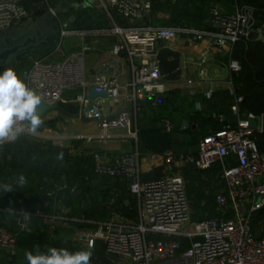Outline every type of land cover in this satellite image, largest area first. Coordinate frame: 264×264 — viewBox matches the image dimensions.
I'll use <instances>...</instances> for the list:
<instances>
[{"label": "built area", "instance_id": "1", "mask_svg": "<svg viewBox=\"0 0 264 264\" xmlns=\"http://www.w3.org/2000/svg\"><path fill=\"white\" fill-rule=\"evenodd\" d=\"M96 1L99 9L109 18L110 25L70 27L53 12L52 17L58 26L57 47L66 35L85 40L88 36L108 31L114 34L117 38L110 43L109 50L115 55L123 53L130 69L126 93L128 105L118 113H106L94 99L88 97L86 90L67 94L69 90L86 85L81 62L83 52L90 48L86 41L77 51L61 59L53 58L48 53L36 56L22 70V77L29 87L37 89L46 103H73L78 114L95 119L100 130L119 126L128 128L129 135L136 142L132 151L118 155L113 162L103 161L98 151L90 152L93 171L97 175L118 178L123 186H112L104 201L106 212L102 216L98 213L77 214L57 197L65 191L73 192L79 188V184H93L95 178L85 174L68 184L66 174L61 172L60 181H53L52 187L43 188L47 196L41 201V210L38 205L28 208L20 196H15L12 205L0 204V215L13 218L17 226L14 230L9 229L6 217L0 216V249L13 250L17 231L25 229L28 220L38 219L52 226L69 227L72 231L66 240L73 243L85 247L92 243L93 248L97 243L102 244L105 258L115 264H264V224L259 234L252 227L253 212L264 205V153L251 136L254 130H260V126L250 128L247 118L225 123L200 136L194 153H177L171 148L143 152L137 145L136 126L142 102L154 103L166 89L157 60L150 53L152 46L164 38L182 36L186 40L196 41L208 37L214 44L228 46L230 54L237 40L247 37L252 30L260 32L262 29L256 28L253 8L242 4L226 10L211 3L210 28H201L187 22L177 25L151 24L148 22L152 10L150 0ZM41 4L52 9L50 0H41ZM28 16L24 0H0V32L19 31L21 22L27 20ZM115 16L126 18L129 23L122 25ZM229 67L233 71L240 68L234 59ZM202 73L203 69H200L199 74ZM93 85L97 89L106 88L107 96L116 97L119 93L118 85L113 80H101ZM240 99V96H236V101ZM161 125L169 131L173 122L163 117ZM107 135L97 134L99 138ZM20 137L39 143L52 141L39 131L35 135L26 132ZM90 138L74 136L78 141ZM5 145L0 146V160ZM68 152L76 153L71 149ZM5 155L9 158L10 152L7 151ZM143 156L160 160L165 166L164 173L156 177H143ZM186 164L199 169L216 165L218 180L223 184L213 194L214 213L196 220L191 219L190 200L180 170ZM261 174L262 183H258ZM47 180L51 182V179ZM10 193H14V190ZM123 193L132 197V203L128 200V208H133V215L123 214L116 205ZM257 194L261 196L256 200ZM48 205L54 206V209L45 210ZM187 224L188 227H185ZM95 259L92 256L91 264H95Z\"/></svg>", "mask_w": 264, "mask_h": 264}, {"label": "crops", "instance_id": "2", "mask_svg": "<svg viewBox=\"0 0 264 264\" xmlns=\"http://www.w3.org/2000/svg\"><path fill=\"white\" fill-rule=\"evenodd\" d=\"M68 2H76L77 4L88 2V4L79 7L72 6L66 11L57 12V15L67 26L75 27L73 22L80 24L79 27L75 28L90 26L107 27L110 25L109 18L99 9L96 0H50V4L56 7H64ZM150 2L152 10L148 17V22L153 25H175L183 20H187L194 24L203 23L208 25L206 20L209 18V7L211 3H216L222 9L226 10H231L238 5L235 0H150ZM25 5L29 11V16L27 20L21 22L19 31H22L24 26L28 27L34 25L47 10V7L41 4V0H25ZM89 9L93 10V13L90 12L91 19L84 15L85 10ZM115 18L116 21L122 25L129 23V20L126 18L120 16H115ZM53 23L55 25V30L49 35L48 41L45 44L46 53L50 54L53 58L60 59L72 54L83 45L84 41L90 46L88 50L83 52L81 60L86 85L84 87H78L75 90H69L67 94L72 95L86 90L89 85H93L97 81L113 80L118 85V95L116 97L96 96L94 102L106 113L115 112L119 108L126 107L128 105V101L126 100L127 82L130 77L128 60L123 53L115 55L109 50L110 43L117 37L109 31L88 36L85 40L79 39L74 35H66L62 38L60 45L57 47L58 26L55 19H53ZM261 31L262 29L260 32ZM260 32H257L256 38L264 39V32H262V36H260ZM157 45H168L181 51V64L183 69L181 78L174 82L164 79L166 82L165 90L178 87L183 94H186L193 102L188 106V109H190L189 113L191 109L196 108L198 110H206L212 113V115L221 117V119L229 122H236L238 119L247 118L249 113L246 114L239 109L234 94L232 75L235 71L231 70L229 67V63L233 58L229 54L228 46L214 44L208 37L196 41H189L182 36L164 38L160 40ZM200 69H203L201 75L199 74ZM165 95V92H162L158 97L162 98ZM105 99L108 100V103L104 109L102 102ZM194 99L199 101L194 102ZM57 105L60 106L62 110L59 108L47 110L42 116L44 123L39 129V132L49 137L55 145L66 147L68 150L71 149L73 152H76L74 155L90 154L91 151H98L101 154L102 160L106 162H113L118 155L130 152L135 148L136 142L129 135L127 127H110L105 130H100L96 120L79 115L77 107L73 103L63 102ZM156 107V101L154 104L145 102L141 110L142 113H139V126H137L136 123L137 129L142 127H161L165 130L161 125L162 118H158L155 114ZM259 116L256 117L258 118ZM183 118L188 121V126H179L175 128L173 123L172 129L169 130L172 143L175 142L173 143L175 147L172 148L177 153H194L197 150V141L192 140V134L197 130L198 123L194 120L189 121V118L186 117H182L180 122ZM99 133L108 135L99 138L97 136ZM75 135L91 136V138L78 141L74 139ZM156 166H161L162 173H164L165 166L160 160H150L146 156L142 157L141 167L143 173L151 172ZM204 178L208 179L207 176ZM95 180L93 185L97 184L100 178H95ZM119 184H123V182L119 180ZM213 184L216 185V189L223 185L219 180H215ZM13 189L15 191L14 185ZM66 192L72 193L65 191L61 196L58 195L57 199L61 203L68 205L65 202ZM79 195H77L76 198ZM122 196L123 200L126 199L125 203L129 205L128 200L129 202L132 200L131 195L123 193ZM14 198L15 194L9 192L5 199H1V202L4 205H12L14 203ZM61 199L64 200V202L61 201ZM53 203L55 204V202ZM50 206V210H53L54 206ZM0 216L6 217V225L8 228L16 229V222L13 218L3 215ZM55 226L61 225L57 224L52 226L46 221L30 219L25 229L28 231L36 229L46 230L48 233H52L56 228ZM68 228L66 227V229L61 232L66 238L72 231ZM253 231L259 234L261 232V227L258 230H255L253 227ZM74 244L83 249L86 248L83 245ZM99 245L100 243H97L95 248L99 249ZM95 248L92 249L93 256L96 257L97 262H100V258H98L100 256L96 255L97 252H95ZM24 253L25 251H16L15 248L10 251L0 249V264H27ZM101 256L103 258L105 255L102 253ZM110 262L115 264V262Z\"/></svg>", "mask_w": 264, "mask_h": 264}, {"label": "trees", "instance_id": "3", "mask_svg": "<svg viewBox=\"0 0 264 264\" xmlns=\"http://www.w3.org/2000/svg\"><path fill=\"white\" fill-rule=\"evenodd\" d=\"M235 1L238 5L247 4L251 6L256 19V28L263 27L264 0ZM183 22L191 23L187 20H183L178 24ZM73 25L79 27L80 24L73 22ZM194 25L201 28H210L209 25L203 23H195ZM230 56L235 59L240 66L239 70L235 71L232 75L235 97H241V99L237 101L239 109L246 114L252 113L255 116L261 115L264 113V39L243 37L233 44ZM164 92L166 95L162 98L158 97L156 101L157 107L155 114L158 118L169 117L173 121L175 128L180 126V119L182 117L189 118V121H196L198 123V128L192 134L193 141L196 140L194 139L196 135L201 134L200 136H202L209 130L220 128L225 123L229 122L212 115V113L206 110L193 108L189 113L190 109H188V106L193 102L186 94H183L178 87L169 88ZM146 103L154 104L150 102ZM144 104L145 102H142L137 118ZM137 136L138 147L141 151H162L166 148L173 149L172 147H174L170 132L163 130L161 127L138 128ZM251 136L257 142L259 149L264 153V130H254ZM7 151L10 152L9 158L5 155ZM61 153H63V157L58 158ZM182 169L185 171L184 174L186 176L193 170L202 183L207 181L213 185L207 192H205L204 189L194 192V206L193 213L191 214L193 219H199L205 216L203 212L206 208L211 210L212 213L210 214H213V191L216 189V185L213 184V182L215 180L218 181L216 165L206 169H199L186 164ZM61 172L66 174L68 184L73 183L79 177L82 178L85 174L94 178H100V181L95 185L79 184V188H81L82 191L76 199H73L71 194L66 192L65 202L71 207L72 212L77 214L84 212L87 215H93L98 213L102 216L106 212L104 201L106 196L110 193L112 186H123V184H119L118 178L107 175H97L93 171V158L91 154H71L68 152V148L55 145L50 140L39 143L26 137H19L15 142L7 143L4 146L3 158L0 160V184L12 183L15 186V196L22 197L28 208H35L39 202L45 199L47 194H44L43 188L52 187L53 181H60ZM21 173L27 177V183L23 186L18 185L16 182ZM161 174L162 167L156 166L151 172L143 173V177L150 178L160 176ZM205 176H207L209 180L205 179ZM47 178L51 179V182L48 183ZM8 194L9 192L5 193L3 190H0V204H2L1 199H5ZM203 199L206 200L205 203L208 205L200 204V201ZM130 203H132V200H130ZM116 205L119 210H122L127 215L134 214L133 208H128L122 196L117 199ZM50 207L51 206L48 205L45 206L44 209L50 211ZM262 213H264V205L253 212L252 224L254 219ZM55 227L52 233L39 229L33 231L22 229L17 231L15 250L24 252L26 250H33L34 246H39L41 251H45L47 247H67L71 251L83 249L71 242V240H66V237L61 234L62 230L66 229L65 226ZM95 252L101 256L103 253V246L101 249L95 248ZM104 257L100 262H97L95 259V264H112L109 258L107 259Z\"/></svg>", "mask_w": 264, "mask_h": 264}, {"label": "clouds", "instance_id": "4", "mask_svg": "<svg viewBox=\"0 0 264 264\" xmlns=\"http://www.w3.org/2000/svg\"><path fill=\"white\" fill-rule=\"evenodd\" d=\"M42 96L37 89L29 87L25 78L14 67H4L0 71V146L15 142L26 132L38 134L44 121L41 117ZM63 153L58 158H62ZM17 184L23 186L27 177L21 173ZM0 190L12 192V183L0 184ZM93 245L71 251L67 247H47L41 251L39 246L26 250L27 264H91Z\"/></svg>", "mask_w": 264, "mask_h": 264}, {"label": "water", "instance_id": "5", "mask_svg": "<svg viewBox=\"0 0 264 264\" xmlns=\"http://www.w3.org/2000/svg\"><path fill=\"white\" fill-rule=\"evenodd\" d=\"M88 2L83 4H77L76 2H68L64 7L52 6V9H47L43 15L35 22L34 25L24 26L22 31H1L0 32V71L4 67L12 65L18 62L21 58L28 56L31 53H46L45 44L48 41L49 35L55 30V25L53 23L52 14L59 11H66L70 7L85 6ZM210 26L209 18L206 20ZM257 36V31L252 30L248 33L247 37L255 38ZM150 53L154 55L157 60L159 73L162 77L170 82L178 81L182 74V55L181 51L170 47L168 45H154L150 50ZM88 97L94 99L96 96L106 97L108 95L106 88L97 89L94 85H89L86 89ZM41 105V117L44 113L52 108H59L57 104L46 103L42 99ZM123 108L117 109L116 113L121 111ZM260 117V119H259ZM258 118L249 113L247 116V123L250 128L256 129L260 126V130H264V113H262ZM180 126H188V121L183 118L181 120ZM263 175L258 176V183H262ZM96 180H93V183ZM81 188H77L71 193L72 198H76L77 195L81 193ZM216 194V191L213 192ZM260 194L256 195V200L260 198ZM38 208L41 210L43 208V203L39 202Z\"/></svg>", "mask_w": 264, "mask_h": 264}, {"label": "rangeland", "instance_id": "6", "mask_svg": "<svg viewBox=\"0 0 264 264\" xmlns=\"http://www.w3.org/2000/svg\"><path fill=\"white\" fill-rule=\"evenodd\" d=\"M92 11H93L92 9L85 10V12H84L85 17L91 19V14H90V12H92ZM92 13H93V12H92ZM62 18H63V17H62ZM63 19H64V18H63ZM64 20H65V19H64ZM190 24H191V23H190ZM192 25H194V24H192ZM194 26H195V27H199V26H197V25H194ZM262 32H264V25H263V27H262V31L260 32V36H262ZM41 54H43V53H38V52L31 53V54H29L28 56L21 58L18 62L14 63V64H12V65H9V66L14 67V68L17 70V72L20 73L21 76H22V70H23L25 67H27V66L31 63V61H32L33 58H35L36 56L41 55ZM60 59H61V58H60ZM7 67H8V66H7ZM193 101L195 102V101H199V100H195V99H194ZM107 103H108V100H107V99L103 100L102 105H103L104 109L106 108ZM141 113H142V112H140V114H141ZM140 114L138 115V118H137V121H136L137 126H139V123H140V120H139V118H140ZM175 116H178V115H175ZM219 118H221V117H219ZM259 119H260V117H259ZM232 122H233V121H232ZM200 135H201V134H200ZM200 135H196V136L194 137V139H196L195 141H198ZM173 143H175V142H173ZM173 145H174V144H173ZM174 147H175V146H174ZM180 169H181V168H180ZM191 171H192V172L188 173V175L186 176V175L184 174L185 171H182V169H181V172L183 173V176H184V179H185V186H186V189H187L188 197H189V200H190V206L192 207V213H193L194 195H195L194 192L199 191L200 189H204L205 192H207V191H209V190L211 189V187H212L213 185H212V183L210 184V183L207 182V181L204 182V183H202V182L200 181V179H198V176H196L195 172H193V170H191ZM61 201L64 202V200H62V199H61ZM205 201H206L205 199L201 200V201H200V204L208 205L207 203H205ZM50 209H51V208H50ZM120 211H121L123 214H125L122 210H120ZM210 213H212L211 210H209L208 208H206L205 211L203 212V215H209ZM125 215H127V214H125ZM191 219H192V220H196V219H193L192 215H191ZM263 224H264V213L259 214V215L257 216V218L254 219L252 225H253V227H254L255 230H258L260 227H262ZM185 227H188V224L185 225ZM101 247H102V246H101V244H100V245H99V248L101 249ZM96 255H97V256H100V255H98V253H97ZM98 258H100V260H102V256H100V257H98ZM98 260H99V259H98Z\"/></svg>", "mask_w": 264, "mask_h": 264}]
</instances>
